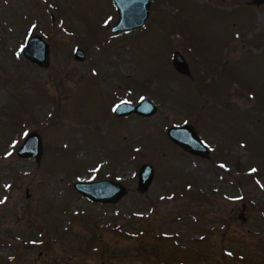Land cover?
Masks as SVG:
<instances>
[{
	"label": "rangeland",
	"instance_id": "374dc122",
	"mask_svg": "<svg viewBox=\"0 0 264 264\" xmlns=\"http://www.w3.org/2000/svg\"><path fill=\"white\" fill-rule=\"evenodd\" d=\"M117 18L112 0H0V264H264V3L151 0L113 33ZM35 35L46 67L23 55ZM143 99L153 115H114ZM182 125L207 158L169 139ZM31 132L38 161L17 155ZM105 179L127 190L114 204L73 188Z\"/></svg>",
	"mask_w": 264,
	"mask_h": 264
},
{
	"label": "water",
	"instance_id": "95a60500",
	"mask_svg": "<svg viewBox=\"0 0 264 264\" xmlns=\"http://www.w3.org/2000/svg\"><path fill=\"white\" fill-rule=\"evenodd\" d=\"M116 8L118 18L112 26L113 33L131 31L143 26L149 15L151 0H112ZM254 4L264 3V0H252ZM23 55L31 62L40 67H46L49 60L48 43L40 36L30 37L23 50ZM84 52L75 49L74 58L84 59ZM173 65L180 73H188L187 64L178 52L174 53ZM124 102V101H123ZM119 106V107H118ZM114 115L126 117L131 114L140 117H149L156 111V105L148 99H143L136 105L129 102L119 103L115 108ZM169 139L190 154L207 158L209 148L198 137L197 133L190 125L173 126L167 129ZM42 154L40 137L36 132L29 133L20 145L17 155L19 157H29L38 161ZM154 170L151 165L143 164L137 172V187L139 193H144L153 179ZM74 190L94 203L114 204L126 193V188L119 182L112 180L101 181H77L73 184ZM172 264V263H159Z\"/></svg>",
	"mask_w": 264,
	"mask_h": 264
},
{
	"label": "snow or ice",
	"instance_id": "6c2138e0",
	"mask_svg": "<svg viewBox=\"0 0 264 264\" xmlns=\"http://www.w3.org/2000/svg\"><path fill=\"white\" fill-rule=\"evenodd\" d=\"M122 103H127L126 101H124V102H122ZM119 107V106H118ZM114 111H115V109H114ZM253 171H255V170H253ZM0 203H3V201H0ZM229 255H230V253H229Z\"/></svg>",
	"mask_w": 264,
	"mask_h": 264
}]
</instances>
